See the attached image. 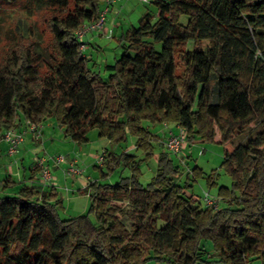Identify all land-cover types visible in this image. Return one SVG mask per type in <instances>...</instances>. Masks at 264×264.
Segmentation results:
<instances>
[{
  "label": "trees",
  "instance_id": "1",
  "mask_svg": "<svg viewBox=\"0 0 264 264\" xmlns=\"http://www.w3.org/2000/svg\"><path fill=\"white\" fill-rule=\"evenodd\" d=\"M100 1L25 0L48 34L31 26L26 35L5 32L0 141L7 128L48 117L73 141H86L91 129L110 143L131 135L148 154L157 138L144 120L177 124L188 142L224 145L256 129L225 151L221 167L231 185L218 188L216 208L184 192L165 151L145 184L134 155L121 154L134 163L131 178L90 183L89 211L75 217L59 216L53 189L18 184L0 196V264H264V0H152L153 11L117 38L122 51L104 74L88 64L75 36L97 19ZM114 162L104 159L109 169ZM191 173L192 180L202 175L197 167Z\"/></svg>",
  "mask_w": 264,
  "mask_h": 264
},
{
  "label": "rangeland",
  "instance_id": "2",
  "mask_svg": "<svg viewBox=\"0 0 264 264\" xmlns=\"http://www.w3.org/2000/svg\"><path fill=\"white\" fill-rule=\"evenodd\" d=\"M24 2L25 0H0V53L3 49V45L6 43L4 39L5 32L8 28H13L15 32H21L22 34L26 35L28 34L26 30L27 26H31L30 29L34 30V32H37V30L43 31L45 38H47L48 33L45 30L42 15H28L24 8ZM121 2L127 7L121 17V23L125 28L131 25L137 26L140 16L147 11H153L154 8L152 0H148L147 2H143L141 0H121ZM127 10H131V12L127 14ZM186 21L187 17L182 16L181 22L184 23ZM118 33H120V31L119 28L116 27L114 29V36L117 37ZM107 37L108 38L105 37L103 40H101L105 52L98 55L97 57L94 56V58L97 60L95 70L100 71L102 74H104V62H113L114 58L118 57L122 51L120 46L117 44L116 37L114 39L110 38V36ZM191 47L192 42L188 44L187 49H190ZM213 81L214 84L212 86L211 95L212 101H214V97H216L218 89L215 76H213ZM44 123L52 124L48 125L46 130L47 132H50V130L52 131V136L55 137V141H47L46 146L48 149H50V152L52 151L54 154L46 153L45 151L43 152L42 149V153L39 155L43 156L45 159H48L51 155L61 154L65 156L66 160L55 166V168L51 169L53 176L54 174L58 173L59 181H53L51 185L43 184L40 180V175H38V180L31 185L40 189L42 187L44 189L43 191L47 192H49L51 189L54 190L58 199L61 201L60 206L58 207V213L61 218L75 217L81 214H86L89 211V207L91 205L90 183L98 182L113 185L118 181L131 178L134 163L130 160L125 164V160L120 158L121 154L123 153L134 155L133 159L138 161V179L141 183L145 184L156 175L159 167L158 156L165 151L173 160L174 166L178 167L181 172L179 178H176V181L185 187L184 192L186 194H193L194 197L198 199L202 205H204L202 202V197L206 191L212 196H217V190L220 186L229 187L231 185L230 177L221 167L225 151H231L239 142H244L246 140V135L249 132L253 133L256 129L252 128L251 126L246 128L243 132L234 136L232 139L233 142L225 145L206 140H196L194 142H188L186 140L185 145L179 155H175L165 150V148H163V146H161L158 142L160 141L159 139H164V133L168 128L176 130L175 124L173 123H151L147 120L142 122V125L148 128L158 140H155V138L153 140L155 147L152 154H148V152L146 153L145 151L136 148L134 144L135 138L131 135L128 136L126 142L110 143L107 138L99 137L96 129H91L87 133L86 141L75 142L65 136L63 129L57 125L54 117H48ZM164 124H166V126ZM49 126H52L53 128H49ZM42 135L43 133L38 140L33 138L35 142L39 143L40 145V148H37V153H39L40 149L42 148ZM47 135H50V133H47ZM70 153L72 156H70ZM103 153L105 154V157H115L113 169H109L104 161L101 162L98 159V157ZM35 158L38 159L37 157ZM74 159L78 160L75 161L77 166L81 169V173L75 176L66 175L64 170L66 169L68 162ZM117 160H120V162L118 163ZM30 161L31 159L29 158V161L24 163L26 168L23 169V167H20L21 173L25 170L27 173L30 171ZM194 167L201 169L202 175L198 176L195 180H192L191 171ZM16 171L17 166H14L13 173H11L12 178L18 184H23V182L21 183L18 181L19 177L15 173ZM209 174H211L212 180L214 181L211 186H209L207 182V176ZM187 176L189 177L187 178ZM4 178L5 172L0 171V180ZM37 182H39L41 186L38 185ZM186 182H188V184ZM85 188L88 189L86 190ZM2 195L4 194L1 193L0 188V196ZM129 209L130 206L128 203L125 202L122 204V211L124 214L121 217L128 227L131 224V220L127 215V211ZM90 217L91 219H94V216L91 214ZM250 264H260V261L253 260L250 262Z\"/></svg>",
  "mask_w": 264,
  "mask_h": 264
},
{
  "label": "crops",
  "instance_id": "3",
  "mask_svg": "<svg viewBox=\"0 0 264 264\" xmlns=\"http://www.w3.org/2000/svg\"><path fill=\"white\" fill-rule=\"evenodd\" d=\"M100 10L105 8L106 6V0H101L100 1ZM126 6H124V3L122 4L121 1H116L114 3H111L109 6V11L107 12L106 15V24H105V28L104 31H95V32H90L88 33L83 39H85L86 43H87V50H86V56L88 58V64L96 69V65H97V60L94 58V56H98L100 54H103L105 52L104 47L102 45V41L103 38H108L107 36H110V38L114 39L116 36H114V29L116 27L119 28L120 33H118V36L116 37V39L120 36V34L128 27H124L121 23V17L122 14L124 13V11L126 10ZM131 10H127V14L130 13ZM104 59V58H103ZM107 62H104V65ZM218 100V97L216 95V97H214V101L212 102H216ZM48 125H52V124H45L44 122L41 123L42 126V141H41V149L40 152L37 153V148H40L39 143L35 142V140L33 139V136L31 133L26 132L25 133V137H24V141L20 146L19 152L17 155H15L14 157H10L7 153H6V149H7V145L4 141L0 142V171H4L5 172V178L0 180V188H1V193H6V194H12L14 193V191L17 188L18 183L12 178L11 173H13V167L17 166V171L15 172L21 183L23 182V184H27V185H31L34 184L35 181L38 180V169L33 167V164L36 160L35 157H43L41 155H39L40 153H42V149L43 152L45 151L46 153H52V151L50 152V149L47 148L46 143L47 141L52 142L53 140L55 141V137L52 136V131L50 130V132H47L46 127ZM20 128H24V124L21 123V125L19 126ZM52 127V126H51ZM49 126V128H51ZM53 128V127H52ZM176 129V128H175ZM47 133H50V135H47ZM76 142V141H75ZM70 156L71 153H70ZM29 158L31 159L30 161V171L27 173L26 170L24 172L21 173V168L23 167L26 168L24 166V163H26L27 161H29ZM77 160V159H74ZM78 161V160H77ZM44 165L50 169L55 168V166H52V162L51 160L46 159L44 162ZM22 169V170H23ZM8 174V175H7ZM53 181H59V175L54 174L53 176ZM38 185L41 186V184L39 182H37ZM33 186V185H31ZM36 188V187H35ZM39 191H43L44 189L41 187L40 188H36Z\"/></svg>",
  "mask_w": 264,
  "mask_h": 264
},
{
  "label": "built area",
  "instance_id": "4",
  "mask_svg": "<svg viewBox=\"0 0 264 264\" xmlns=\"http://www.w3.org/2000/svg\"><path fill=\"white\" fill-rule=\"evenodd\" d=\"M121 0H106L105 8L99 11L98 17L94 21L84 22L75 30V36L79 41V49L82 52L83 56L86 55L87 43L83 39L88 33L95 31H104L105 23H106V13L109 11V6L111 3ZM143 2H147L148 0H141ZM166 126V124H164ZM176 130L168 128L164 133L163 144L166 150L169 153L179 155L182 148L185 145L186 141V130L179 126L175 125ZM29 131L32 133V136L35 140H38L42 134V126L41 124H36L31 120H25L24 128L10 127L4 131L2 141H4L7 145L6 153L10 156H14L19 151V146L24 141V133ZM98 159L103 162L105 159V154L103 153ZM45 158H38L35 160L33 165L34 169L38 168V172L40 175V180L43 184H52L53 183V175L51 169L44 165ZM48 160H51L52 166H57L60 163L66 160L65 156L61 154L51 155ZM66 175L75 176L81 173V169L77 166L75 160H71L68 162L66 169L64 170ZM220 197L212 196L209 192H205L202 197V202L207 207L216 208L219 204Z\"/></svg>",
  "mask_w": 264,
  "mask_h": 264
}]
</instances>
